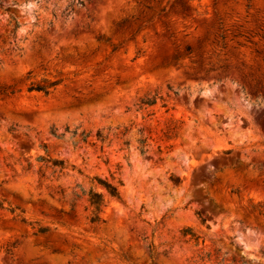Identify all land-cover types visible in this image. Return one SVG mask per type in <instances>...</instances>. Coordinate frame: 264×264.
I'll return each mask as SVG.
<instances>
[{"label": "rangeland", "instance_id": "obj_1", "mask_svg": "<svg viewBox=\"0 0 264 264\" xmlns=\"http://www.w3.org/2000/svg\"><path fill=\"white\" fill-rule=\"evenodd\" d=\"M0 4V264H264V0Z\"/></svg>", "mask_w": 264, "mask_h": 264}, {"label": "trees", "instance_id": "obj_2", "mask_svg": "<svg viewBox=\"0 0 264 264\" xmlns=\"http://www.w3.org/2000/svg\"><path fill=\"white\" fill-rule=\"evenodd\" d=\"M1 8V4H0ZM14 25L11 28V34L15 35L17 30L19 29L20 25L16 19H14ZM61 83V80H56V81H48V80H43L42 83H31L30 86L28 87V91H37V92H42L45 95H49L51 92L55 91L57 86ZM5 93V92H4ZM158 96H145L141 99L140 101V108H147L155 105L158 101ZM69 129L66 128V132H68ZM127 132L125 130L122 134L124 135ZM51 133L57 137V138H64V133H57L55 128H52ZM77 135V130H73L71 132V136L75 137ZM90 134L86 133L85 131L81 132V138L78 142H75V145L79 142H87ZM97 139L100 141H104L106 139V136L103 135L101 131H97L96 133ZM124 145L128 147L129 141L125 140L123 141ZM139 143V150L141 151L142 154L146 153V139L140 138L138 139ZM39 161L44 162L48 167H51L53 169V172H63L66 168L67 165L65 161L59 160V159H52L51 157H46V156H40L38 158ZM91 182L95 184L96 188L91 187L87 192L84 189H81V194L74 193L76 197H80L82 195L87 196V201L89 203L90 207V215H89V220L91 223H99L102 221L101 218V212L103 207L105 206V197L103 192L99 191L97 187H101L105 190V192L110 196L114 198L120 199L121 197V191L120 187L122 186V182L118 180L116 183L110 182L105 178L101 177H92L90 178ZM233 192L238 193V190H233ZM0 208L5 209L4 207V200L0 199ZM11 213H15V209H8ZM15 220L23 223V224H31L27 221L25 217H22L20 214H15L14 218ZM204 222V220L202 219ZM49 231L48 227H38L35 234H45ZM183 236H190V240L194 241L195 245L196 242L198 243L200 236L196 235V233L193 232L191 228H186L182 231ZM150 251L152 253V257H154L155 251L153 245H150ZM200 259L202 261L205 260H211V254L205 253L202 256H200ZM218 259V256L216 257Z\"/></svg>", "mask_w": 264, "mask_h": 264}]
</instances>
